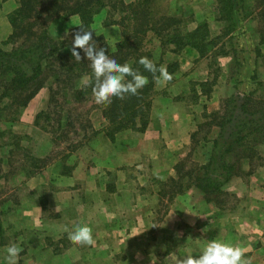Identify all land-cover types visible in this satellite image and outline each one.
<instances>
[{
    "label": "rangeland",
    "instance_id": "obj_1",
    "mask_svg": "<svg viewBox=\"0 0 264 264\" xmlns=\"http://www.w3.org/2000/svg\"><path fill=\"white\" fill-rule=\"evenodd\" d=\"M54 1L56 4L64 1V9L68 8L66 11L63 9L49 13L50 4ZM80 1L41 0L35 11L29 14L30 18L23 22V28L19 29L14 28L10 22L20 7L19 0H0V51L11 54L19 49L47 46L43 52L47 59L42 61L41 76L28 85V90L14 91L11 88L13 86L6 82L8 79L0 77V153L8 151L11 144V152L14 151L12 162L15 166L11 169L12 175H19L14 174L20 172L21 167L17 164L19 160L30 162L29 158H21L28 157L26 151H22L20 147L21 143L26 146L27 142L23 137L24 133L17 129L19 123H23L26 108L15 113L12 108L14 101L23 102L30 95L42 94L49 102L47 112L40 114L36 121L43 133L51 135L56 143L53 144L57 147L51 155L42 160L38 159L37 168L41 172H46L54 158L60 162L67 160L69 155L78 159V152L82 150L83 145L101 132L110 139L113 138L112 140L126 133L132 134L128 139L122 137L128 142H121L120 146L128 152H140L141 159L145 160L144 151H139L143 135L149 127L152 112L162 111L165 107V110H170L172 114V120L167 124L175 145L183 141L181 138L185 136L186 128L195 127V131L190 134L189 144L182 158L181 152H168L176 157L166 161L172 165L171 178L165 183L147 185V191L156 188L158 193L161 192L160 197L149 201L145 196L140 199L139 206L156 204L163 207L166 202L168 206H174L178 204V196L197 195L198 203L203 202L202 208L208 205L213 208L211 222L215 225L223 223L226 226L227 222L231 221L232 210L243 206L241 198L231 194L227 186L234 177L243 174L245 163L247 166L244 169L248 170L249 167L250 175H253L259 166H263L264 161V132H259L260 126L264 125V54L260 48L264 44V36L261 38V33L264 32V0H234L236 7L234 12L230 11L231 16L228 13L230 0H149L151 15L143 19L139 18V13L136 15L137 19H129V12L122 10L123 6L130 4L139 10L138 0H95V3L87 6L91 12L88 11V22L91 25L85 30L93 32V42L97 47L106 48L107 54L118 63L126 60L123 64L127 63L134 70L142 68L138 61L141 57H147L157 68L163 66L171 77L163 79L159 72L155 74V78L151 72L150 77L144 75L148 81L144 87H147L149 92L147 95L139 94L136 97L149 103L143 113L145 118L135 120L134 126L131 122L128 126L126 123L121 124L127 128L119 132L118 123L110 125L107 117L109 112L116 108L113 105L114 100H121L119 104L123 105L125 98L131 95H125L123 99L113 97L111 104H96L92 94L95 79L89 68L90 62H75L71 56L73 35L79 28L84 29L85 23L80 15L72 14L76 10L75 4ZM7 2H11L12 8L16 9L5 13L4 4ZM143 9L150 14L147 6ZM167 20L176 23L166 32L167 37L165 33L158 35L155 31L158 29L156 24ZM146 28L149 31L140 34ZM175 31L180 32V42L188 44L179 52H175L178 49L175 43L163 44V40L165 42L170 39L169 36ZM193 33V37L190 36ZM193 44L203 46L204 53L201 54ZM81 55L83 57L82 51ZM16 62L13 60L12 64ZM139 72L147 71L143 68V72ZM240 106H245L244 111ZM141 111L143 108L139 107L128 112L127 116L141 117ZM117 112L121 115L123 113L120 109ZM244 113L256 124L252 126V133L247 138L236 142L235 134L229 137L235 125L233 117H236L240 124ZM185 115L189 116V119ZM221 125L224 126L223 131ZM249 125L251 127L253 124ZM173 142L171 148L175 146ZM87 154L89 155L85 156L86 158H94L91 152ZM221 156H225L228 166L235 168V176L228 181H225L224 177L221 178L224 184L220 186V194L206 195L196 186L197 179L207 170L211 172L210 163ZM146 162L147 160L144 163ZM1 163L3 160L0 158ZM18 186H10L13 189L10 202L3 206L0 201V212H3L1 208L3 210L9 205L19 206ZM134 204L135 201L133 206ZM14 218L17 219L16 216ZM12 221V218L0 213V226L11 224ZM228 225H237L240 231L249 230L252 234L256 233V230L243 227L239 219H234L233 223ZM2 241L3 231L0 228V244ZM116 249L124 248L109 247V250L117 251ZM126 250L130 252L124 256L128 261L109 260L106 264H138L136 262L140 257L132 253V249Z\"/></svg>",
    "mask_w": 264,
    "mask_h": 264
},
{
    "label": "crops",
    "instance_id": "obj_2",
    "mask_svg": "<svg viewBox=\"0 0 264 264\" xmlns=\"http://www.w3.org/2000/svg\"><path fill=\"white\" fill-rule=\"evenodd\" d=\"M4 5L5 13L16 9L11 2ZM263 36L264 32L261 38ZM260 48L264 54V44ZM48 106L45 95L37 94L25 109L23 123H19L17 129L24 133L27 142L20 147L28 155L21 158L30 160L17 162L21 168L14 174L19 175H12L11 169L15 166L11 144L8 151L0 153L3 160L0 201L3 206L10 202L13 193L10 186H18L20 182L19 206L9 205L0 212L13 219L11 224L0 226L3 231L0 264H7L6 248L11 245L20 249L17 264L126 262L128 259L124 256L130 254L128 248L140 257L138 264H179L185 255L198 256L202 247L212 240L240 247L243 264H264V161L253 175L249 167L244 169L245 163L243 174L234 177L227 186V190L243 203L242 207L232 210L231 221L227 223L239 219L243 227L256 230L255 234L249 230L240 231L237 225L213 224V208L209 205L202 208L203 202L198 203L197 195L178 196V204L174 206H168L167 202L163 207L139 206L140 199L145 196L149 201L160 197L161 192L156 188L147 191V185L165 183L171 178L172 165L166 161L176 157L168 152H181L182 158L195 127L186 128L183 141L175 145L167 124L172 114L164 107L162 111L152 112L140 144L139 151H144L146 163L140 152H128L120 146L121 142H128L122 137L128 139L132 134L112 140L101 132L83 145L78 159L69 155L67 160L60 162L54 158L46 172H41L37 168L38 159L51 155L57 147L51 135L43 133L36 121L40 114L47 112ZM88 152L94 158H86ZM76 225L92 229V245H77L68 239V232ZM114 246L124 249L109 250Z\"/></svg>",
    "mask_w": 264,
    "mask_h": 264
},
{
    "label": "trees",
    "instance_id": "obj_3",
    "mask_svg": "<svg viewBox=\"0 0 264 264\" xmlns=\"http://www.w3.org/2000/svg\"><path fill=\"white\" fill-rule=\"evenodd\" d=\"M40 1L41 0H19L20 7L14 13V17H11L10 19L11 25L14 28H19V29L23 28L22 27V24H24L23 22H25V20H28L30 18L29 14L35 11V7H37L40 4ZM95 2H96L95 0H81L80 2L75 4V8H76L75 12L74 13L70 12L72 14H78L81 16L82 20L85 21L84 26H83L84 29H86V27L89 25L88 19L90 18V13H91L90 10L87 9V6ZM138 2H139V5H138L139 10L136 9V7L133 4H130L128 6H123L122 10L124 11L127 10L129 12L128 13L129 19L130 18L137 19L136 15H138V13H139V18H142V19L149 18V16L151 15V11L148 8L150 1L149 0H138ZM59 3L56 4V2L54 1L53 4H50L51 11L49 13H53L54 11L63 10L65 6V2L59 1ZM235 4L236 3L234 0H230V4L228 7L229 9L228 13L230 16H231L230 11L231 13L235 11V7H236ZM144 6L145 7L147 6V9L150 12V14L143 9ZM67 8L68 7H66L65 9ZM65 9L63 11H66ZM88 11L90 13H88ZM50 17L48 19H50ZM174 23H176V21H170V20H167V22L165 21L164 23H161V24L157 23L156 26H158L157 27L158 29H155V31L158 35H161L162 33L166 34V32L170 29V27ZM148 31H149L148 28L143 29L140 34H146ZM167 35L168 34H166L165 37H167ZM179 35H180V32L175 31V33L172 36H169L170 39L165 40V42L163 40V44L165 45V44L175 43L178 48L177 51L175 52H179V50H181L183 47L188 45V44H182L180 42ZM193 35L194 33L191 34L190 36L193 37ZM192 46L200 50L201 54L204 53V51L202 50L203 46L199 47L198 45H194V44ZM46 48L47 46L42 45L39 47H35L33 49H19V50L14 51L11 54H7V53L0 51V77L4 79H8L6 82H9V86H13L11 88L14 91L28 90L27 89L28 85L31 82L38 80V78L41 76L42 61L44 59H47V56H45V53H43ZM13 60L17 61L16 64H12ZM123 61L125 62L126 60H123ZM124 62L120 61V64H123ZM137 71L143 72V67L138 69ZM140 74L150 77L149 72H146V73L143 72ZM148 92H149V89L147 87H144L141 90H138V93L136 95H139V94L147 95ZM136 95L135 97L131 95L130 97L125 98L124 101L122 100L123 102H125V104L123 105L119 104L121 100L116 99L113 101V105H115L116 108H114L113 111L111 110V112H109L107 118L109 119L108 121L110 125L111 124L114 125L118 123L119 128H117V132L127 128L125 125L128 126L129 122H131L134 126L135 120L137 119L143 120L145 118V115L143 113L148 108L149 103L146 102V100L144 99L136 97ZM34 97L35 95L34 96L30 95L23 102L14 101V105L12 106V108L14 109V112L16 113L22 108H26ZM139 107L143 108V111L140 112L143 114V115L141 114V117L127 116L128 112L132 110L135 111L136 109H139ZM240 107H241V110L245 108V106H240ZM118 109L123 111L122 115L118 114L117 112ZM1 111L2 110L0 109V116H1ZM254 122L255 121L252 120L250 116H247L246 113H244V117L240 120V124H238V119H236V117H233V123H235V125H233L231 129V133L229 134V137L235 134L237 137L236 142L242 141L244 138H247L252 133V126L256 124ZM261 122L262 120L260 119L259 123ZM123 123H126V124L122 126L121 124ZM250 123L253 124L251 125V127L249 125ZM220 128L223 131L224 126L221 125ZM259 132H264V125L260 126ZM109 135L112 137L111 133ZM210 164L212 166V171L210 172L209 170H207L202 177L198 178L197 179L198 183L196 184V186L200 190H202V192L206 195L220 194L221 193L219 192L220 186L224 184V180H221V178L224 177L225 181H228L229 179H231L232 176H235L234 174L235 168L227 165V163L225 162V156L219 157V159H217L214 162H211Z\"/></svg>",
    "mask_w": 264,
    "mask_h": 264
},
{
    "label": "clouds",
    "instance_id": "obj_4",
    "mask_svg": "<svg viewBox=\"0 0 264 264\" xmlns=\"http://www.w3.org/2000/svg\"><path fill=\"white\" fill-rule=\"evenodd\" d=\"M93 41H95L93 32L81 27L73 35L70 51L75 62L81 60L90 62L89 68L95 79L92 89L95 103L111 104L113 97L123 99L125 95H136L138 90L147 84V78L127 63H118L107 54L106 48L97 47ZM138 63L147 72H151L154 78L157 72L163 79L171 78L163 66L157 68L147 57H141ZM68 239L77 245L90 246L94 243L92 229L87 225H76L73 231L68 232ZM19 253L20 249L17 246H8L7 264H16ZM242 256L243 250L240 247L212 240L202 247L198 256L185 255L179 264H243Z\"/></svg>",
    "mask_w": 264,
    "mask_h": 264
}]
</instances>
